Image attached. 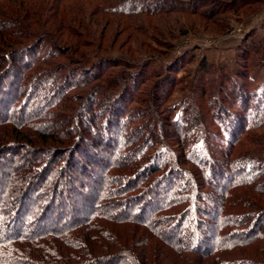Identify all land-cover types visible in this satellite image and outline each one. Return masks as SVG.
I'll return each instance as SVG.
<instances>
[{
  "label": "rangeland",
  "instance_id": "1",
  "mask_svg": "<svg viewBox=\"0 0 264 264\" xmlns=\"http://www.w3.org/2000/svg\"><path fill=\"white\" fill-rule=\"evenodd\" d=\"M151 8L158 14L143 15ZM124 11L131 15L114 14ZM74 17L78 22H66ZM58 19L65 22L58 24ZM4 24L17 37V46L39 38L30 47L36 63L49 49L46 37L54 35L63 53H69L72 42L79 44V52L98 63L95 70L102 74L89 81L87 70L70 73L62 69L64 59H57L53 66H41L45 77L39 82L44 88L31 96L21 83L6 117L2 114L0 143L13 148L0 154V179L8 180L0 197V231L6 236L0 238L20 228L28 232L34 222L49 219V203L52 209L60 208L52 193L66 186V166L80 144L75 153L87 156L86 168L74 174L61 199L95 200L94 208L72 229L61 226L67 220L66 208L57 213L58 222L44 226L56 225L53 233L28 242L11 237L1 242L2 264L14 259L48 264L49 258L62 257L70 248L63 242L82 247L98 242L111 248L114 239L141 244L148 229L129 222H137V214L145 216L152 208L141 206L138 213L130 212L133 220L119 219L139 203L143 187L168 174L169 182L165 179L159 186L158 195L167 202L190 190L191 203L189 209L162 210L157 222L169 227L193 222L208 231L218 224L224 239L230 238L225 244L230 243L229 254L221 258L225 264H264V0H1L0 27ZM61 73L65 81L56 77ZM117 83L126 88L113 97L109 87ZM252 92L258 99L251 101ZM56 94L57 99L65 96L58 105L51 100ZM238 95L249 98L242 101L251 104L246 113L233 104ZM112 102L121 107L115 110L117 120L109 116L110 126L99 134V122L104 123L100 117L111 110ZM233 112L238 115L233 117ZM89 128L94 135L86 131ZM106 132L112 133L110 139ZM72 162L80 165L76 157ZM138 162L143 171L134 172ZM39 172L44 189L24 197L21 191ZM141 178L144 184L130 191ZM95 184L102 186L99 197L92 191ZM63 204L67 207L66 201ZM59 229L70 230L69 237L58 235ZM180 234L186 237L189 231ZM149 242L155 248L159 241L152 237ZM159 253L165 264L194 262L192 255L177 256L166 246Z\"/></svg>",
  "mask_w": 264,
  "mask_h": 264
},
{
  "label": "trees",
  "instance_id": "2",
  "mask_svg": "<svg viewBox=\"0 0 264 264\" xmlns=\"http://www.w3.org/2000/svg\"><path fill=\"white\" fill-rule=\"evenodd\" d=\"M1 1V0H0ZM229 6V5H228ZM231 6V5H230ZM121 11V10H118ZM159 10L157 9H147L143 12V15L145 14H158ZM108 12L111 11H104L105 14H110ZM114 14H118V15H126L129 16L131 15L130 13H128V11H124L121 13L119 12H114ZM60 21H58L59 23H64L66 20V18L64 20L58 19ZM66 22H78L76 20V17L74 18H69L68 20H66ZM35 23V22H33ZM23 24V23H22ZM78 24V23H77ZM28 24H24L23 27L25 29L29 28ZM36 25V24H34ZM8 26H6V24L3 25V27H0V120L3 117H6V109L9 110L8 108V103L9 101L12 99V97H14L16 95V90L18 89L19 85H21V83H24L25 86L27 87V92H31V96L32 94L38 92L41 88V86L44 85L42 82H39V79L45 77V70L43 68H41V66H46V67H50L55 65V60L57 59H64V66L62 69H69L70 70H76L77 71H88L90 74V76H88V80L89 79H93V80H98L100 78V75L102 74V72H99L98 70H95V67L97 66L96 64L98 63H93V61L89 58V55L86 54V52H79V44H70V50L69 53H63V49L60 45L57 44V42L61 43V40L59 39V37L57 36H52L49 35V37H46L49 39V49H45L44 52V56L42 58H40V60H38V62L36 63V57H32V52L31 51V46L34 45L35 42H37V40L39 39L38 37H33V39L28 42V44H20L21 46H17L16 42V38L14 35L12 36L11 34V30L7 29ZM42 32V31H41ZM39 32V33H41ZM30 49V50H29ZM31 53V54H29ZM72 56V57H70ZM10 57H13V61H11ZM96 58H100L101 56H95ZM75 60L76 62L72 61V59ZM76 58V59H74ZM15 59V60H14ZM80 60V61H79ZM12 62V63H11ZM80 62V63H79ZM5 66V67H4ZM56 67V66H54ZM83 69V70H82ZM203 71H207L206 69H204ZM69 72H62V73H69ZM59 74V76L57 75L56 77H59V79H63V81H65L64 75L65 74ZM71 73V72H70ZM63 75V76H62ZM124 76L127 74H123ZM68 76V75H66ZM50 77V76H49ZM123 79H125V83L127 82L126 77H123ZM90 81V80H89ZM51 83V82H50ZM60 84V83H59ZM51 85V84H50ZM112 91H109V94H111V96L115 97L116 95H118L121 91V88H123V90L126 88V84H115L114 86L109 87ZM117 88V90H116ZM119 88V89H118ZM63 89H59V91H62ZM105 92H108L107 89L104 90ZM248 92V91H247ZM250 92V91H249ZM254 92V91H253ZM252 92L248 94L251 101H253V99H258L255 98ZM60 93V92H57ZM62 93H64L62 91ZM116 93V94H115ZM20 95V94H19ZM63 94H58V97H61ZM245 96V95H244ZM244 96H235V100L233 102V104H239L238 106H240V110L244 109V113H246V108H248V104H245L249 101L248 97H244ZM15 98H17L15 96ZM65 99V96H62L61 99H57V94L56 97L53 96V98L51 100L53 101H57L55 104H59V102H62V100ZM261 99V98H260ZM246 100L245 103H242V101ZM53 103V102H52ZM111 110H107L105 111L104 116L100 117L99 121H102L104 123H100L98 127H102L103 129H97V132L103 133V130L105 131V127L106 126H110L106 124L107 118L109 116L113 117L115 119V121L117 120L118 117V113H115L116 111H119L118 107L121 109L120 106H116L113 102L111 103ZM7 107V108H6ZM47 109L49 108V113H51V107H46ZM231 108V107H230ZM232 110H229V112L231 113ZM3 114V115H2ZM234 114V112H233ZM238 114H234L233 117H236ZM242 116L244 117L245 114L241 115L240 117L242 118ZM239 117V118H240ZM5 118H3L4 120ZM120 119V118H119ZM109 122V121H108ZM111 125L112 124V121ZM116 123V122H115ZM97 125V124H96ZM109 129V128H108ZM107 129V130H108ZM76 130V128H75ZM106 130V131H107ZM88 133L90 132V135H94V132L91 128H89ZM110 132V130H108ZM106 132V138L110 139L112 136V133ZM89 135V134H88ZM72 136V135H71ZM70 136V137H71ZM72 138V137H71ZM107 139V141H108ZM79 140H81V133L78 134V136L76 137L77 142H79ZM70 142V141H69ZM84 143H88V141L86 140ZM83 143V144H84ZM97 143V146H100L101 143ZM8 143H0V154L1 151L3 152L4 150H11L13 148V146H7ZM190 145V144H188ZM79 146H82V144H80ZM77 146L76 150H74L71 154V158H70V163L66 166L67 172H66V176L63 178V182H66V186H64L61 190V186H59V189L56 191H54V193H52V197L55 201H60L61 202V206H59L60 208H56V209H52V204L49 203V208L47 209V215L49 216V219L46 218L47 220H42V221H38V222H34L35 225L31 228H29L28 232H23L22 228L15 230L13 233L10 234V236L8 237H3L0 238V243L4 241L8 242L6 239L11 237V238H15L14 240H20V241H31L32 239H36V238H42L43 236H45L50 230V234L53 233V231L55 230V226H48V228H44V226L46 225L47 222H58V220L60 219L59 215H57V213H62L64 212V210H66L67 208V213L65 214L67 217V220L63 222V224L61 225L62 227L65 225H68L69 227H71V229L73 227H75L78 222H80L82 219L85 218V211H88V209L94 208V202L95 200L92 198L91 200H87L85 198H81L79 199L77 202L72 201V200H63L62 198V191L63 190H67L70 188V185L72 183V181L74 180V174L75 173H84V168H86L83 164V158L87 157H81L80 155H76L77 153H75L76 151L80 150L81 148ZM20 149V148H19ZM92 151V150H90ZM86 153V152H85ZM69 154V151H68ZM75 157L77 158L78 164H80L79 166H74L72 165V161L75 160ZM79 157V158H78ZM58 160L54 161V164H57ZM169 160H167L168 162ZM96 166V164H94ZM137 167L136 169H134V172H140L143 171V167L141 166V164L138 162L137 164H135ZM81 169H80V168ZM172 167V165H171ZM170 172L173 171V168H168ZM41 174L42 172L39 173H35L34 174V179L31 180V182L29 183L28 187H26L22 192V195L24 197H28L31 193L34 192H38L39 190L44 189L43 187V182H44V178H41ZM135 175V174H134ZM169 175V174H168ZM166 176V178H163L159 181H155L153 183H151L147 189H145L143 187V189L145 190L137 199L139 203H137L136 206L132 207V209L128 212L127 215L123 216L121 219H119L120 221H129V220H133L134 218H132V216L135 213H138L137 211L139 210L138 208L142 206L141 210L146 206L147 207H151V212H149L147 215L142 216V214H137V222H129L132 223L140 228L145 229V231L148 229L149 234L145 233V240L144 242H142L141 244H138L136 242V240H131L130 242H126V243H122L124 241H122L121 243L119 242L118 239H114L112 245V248L109 246H104L103 244H100L98 242H94V243H90L92 244L91 246H83L81 244H78L79 246H76L77 244H73L70 243V246H68L67 243L63 242L64 245H66V247H70L67 248L66 250L62 251L63 255L61 256H53L51 258H49V262L48 264H165V261L163 260V256L162 253H159L163 250V247L166 246V248L171 252L175 253L177 256H180L181 254H187V255H194L193 257L191 256V258L194 260L193 263H189V264H208L210 262V264H225V260H221L222 257L224 256H228L227 254H229L230 251V243L228 244L227 247H229V249L225 246L226 243L229 242V239L226 240L224 239V233L223 235L220 233V229L218 228V224L216 225L215 228H213L211 231H208V227L206 226V230H204L202 228L201 224H195L192 225L193 222H190L191 225H188L190 223L186 222L184 223V226H182V222H179L177 224V226H173V227H169L167 225L166 222H162V221H158L157 222V214L160 213L162 210H165L166 208H170L171 210H178L180 209L182 206L188 208L190 206L191 200L188 194H190V190L188 191V193L186 192V194L184 195V197L181 198H174V200L171 198H169L166 202V197H161V195H158L159 192V186L162 187V184L165 183V179L166 181L169 182L168 177ZM82 176V175H81ZM135 177V176H134ZM144 179L141 178V180L138 183V186L136 185L137 182H134V184H132V186L130 187V191L136 190L135 187H139L140 184H144ZM8 180L5 181L4 179H0V197L2 198V190L4 189V186L7 185ZM42 183V184H41ZM69 185V186H67ZM74 187V186H73ZM28 188V189H27ZM142 189V190H143ZM61 190V191H60ZM97 191L96 193L98 194L99 197V191L102 190V186H100L99 184H95V187L92 188V191ZM129 191V190H128ZM146 192V193H145ZM50 193V192H49ZM74 193V192H72ZM132 193V192H130ZM80 194V193H79ZM51 195V194H49ZM182 195V192H181ZM11 196H9V199ZM3 199V198H2ZM172 199V200H171ZM19 200H23V197L20 198ZM94 200V201H93ZM66 201L67 202V207H64L63 202ZM0 202H2L0 200ZM166 202V203H165ZM76 203V205H75ZM138 204H140L138 206ZM68 205H73L72 207H69ZM96 205V204H95ZM96 208V206H95ZM185 208V209H186ZM189 209V208H188ZM135 211V212H134ZM189 212V210H187ZM130 212L134 213V214H130ZM90 213V212H89ZM119 213H121L119 211ZM143 213V212H142ZM144 215V213H143ZM117 219V220H118ZM118 220V221H119ZM67 222V224L65 223ZM201 225V226H200ZM15 226V224H14ZM44 228V229H43ZM188 230L189 231V235L188 236H181L180 235H176V233L179 232V230ZM203 229V230H202ZM219 230V231H218ZM172 231V232H171ZM39 232V233H37ZM171 232V233H170ZM70 230H64V229H59L57 230V234L61 235L63 237H69L68 235L70 234ZM182 233V232H180ZM183 234V233H182ZM221 234V235H220ZM49 235V234H48ZM147 235V238H146ZM2 236H6L5 233H1L0 231V237ZM41 236V237H40ZM204 236V237H202ZM153 238H157V240L159 241L158 243H154V245L156 246L155 248L151 247V244L149 241ZM212 237L214 238L213 241H209L208 238ZM130 244V245H129ZM150 245V246H149ZM160 248V249H159ZM72 249L77 250L75 252H72ZM112 249L113 252H109ZM139 249V250H138ZM86 250V252L83 253V251ZM137 250L139 252H137ZM79 252V253H77ZM137 253V254H136ZM159 253V254H157ZM227 253V254H226ZM157 254V256H159L157 258V256L155 255ZM173 257V256H172ZM161 259V261H160ZM211 259L213 261V263L211 262ZM8 260V259H6ZM0 264L1 260H0ZM7 264H21V262L19 261V259H14V261L11 262H7ZM175 264H184L181 263L180 261H177ZM186 264V263H185Z\"/></svg>",
  "mask_w": 264,
  "mask_h": 264
}]
</instances>
